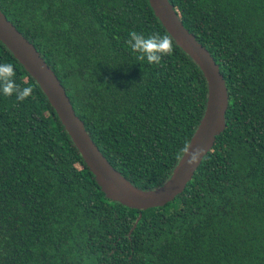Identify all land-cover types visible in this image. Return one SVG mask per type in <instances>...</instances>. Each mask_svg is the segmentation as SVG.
Instances as JSON below:
<instances>
[{
  "label": "trees",
  "instance_id": "trees-1",
  "mask_svg": "<svg viewBox=\"0 0 264 264\" xmlns=\"http://www.w3.org/2000/svg\"><path fill=\"white\" fill-rule=\"evenodd\" d=\"M218 65L226 126L182 193L137 210L106 198L54 108L0 42L30 96L0 94V264H264V0H169ZM106 160L141 190L171 175L208 87L148 0H0ZM167 36L159 64L131 32Z\"/></svg>",
  "mask_w": 264,
  "mask_h": 264
},
{
  "label": "water",
  "instance_id": "water-1",
  "mask_svg": "<svg viewBox=\"0 0 264 264\" xmlns=\"http://www.w3.org/2000/svg\"><path fill=\"white\" fill-rule=\"evenodd\" d=\"M148 3L173 41L199 67L208 87L203 117L186 151L170 177L153 190L135 187L106 160L76 116L55 73L0 10V42L38 84L106 198L137 210L164 206L182 193L203 157L209 153L215 137L224 130L228 103L227 89L218 65L209 52L184 28L169 0H148ZM196 152L199 154L190 162V155Z\"/></svg>",
  "mask_w": 264,
  "mask_h": 264
},
{
  "label": "clouds",
  "instance_id": "clouds-1",
  "mask_svg": "<svg viewBox=\"0 0 264 264\" xmlns=\"http://www.w3.org/2000/svg\"><path fill=\"white\" fill-rule=\"evenodd\" d=\"M171 40L169 37L158 35L145 36L135 31L129 34L128 44L131 49L139 54V59L148 64H159L164 54L171 51ZM16 70L11 63H0V94L4 96L15 95L18 101L26 100L31 92V87H21L16 83ZM186 151V150H185ZM199 152L190 155L191 162Z\"/></svg>",
  "mask_w": 264,
  "mask_h": 264
}]
</instances>
